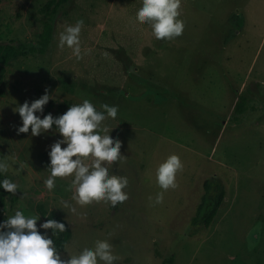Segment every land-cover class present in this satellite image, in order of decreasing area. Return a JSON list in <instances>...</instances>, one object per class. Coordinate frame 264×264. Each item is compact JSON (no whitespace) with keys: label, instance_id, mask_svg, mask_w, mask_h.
<instances>
[{"label":"rangeland","instance_id":"374dc122","mask_svg":"<svg viewBox=\"0 0 264 264\" xmlns=\"http://www.w3.org/2000/svg\"><path fill=\"white\" fill-rule=\"evenodd\" d=\"M46 1L0 0V42H35ZM140 7L141 0H68L44 53L5 58L0 49V162L10 165L1 174L18 185L14 195L0 194V222L16 211L39 216L37 229L48 236L38 205L55 211L71 229L58 251L65 260L108 240L120 258L114 264H169L171 255L172 264H264V0H181L184 30L172 40H157L136 20ZM78 20L80 60L58 47L60 32ZM45 90L50 99L35 113L41 119L85 99L98 112L102 104L117 106L116 118L98 131L112 128L109 136L121 141L126 159L109 174L128 179L126 201L80 206L71 199V176L46 189L48 152L62 137L55 126L18 134L14 111ZM241 96L246 109L236 113ZM173 154L183 168L177 187L165 191L156 169ZM205 182L225 186L207 227L213 188L204 201ZM161 192L163 202L155 203Z\"/></svg>","mask_w":264,"mask_h":264},{"label":"clouds","instance_id":"9594fccd","mask_svg":"<svg viewBox=\"0 0 264 264\" xmlns=\"http://www.w3.org/2000/svg\"><path fill=\"white\" fill-rule=\"evenodd\" d=\"M181 0H141V7L136 13L140 24L148 23L152 34L157 40H172L183 34L184 23L178 19ZM84 21L78 20L75 25H69L59 34L58 47L72 49L77 60L82 59L80 33ZM90 51V50H89ZM50 95L47 90L40 98L30 104L25 101L14 111L19 113L22 125L17 133H28L32 136L48 132L55 126L61 139L50 146L49 177L44 181L47 190L55 187L56 178L73 177L71 188L74 189L71 199L80 206L93 202H107L112 207L128 199L122 191L128 185L126 177L109 174V167L119 160L126 159L121 155V141L109 136L112 129L104 127L101 135L100 125L106 118L115 119L117 106L102 104L103 112H98L87 99L81 104L70 106L63 114L53 117L51 113L41 119L35 113L43 112ZM104 112L107 113V117ZM65 144L66 147H61ZM88 160V163L85 161ZM7 160L0 162V172L9 169ZM180 158L173 154L156 169L158 186L163 190L176 188V173L182 170ZM0 186L15 194L18 185L8 179L0 182ZM151 200V197H149ZM163 202V192L158 193L155 203ZM64 208L75 213L67 201H61ZM39 216L26 217L21 211H16L5 221L0 222V264H114L120 259L113 254L112 245L108 240H97L93 248H84L78 255H69L62 259L51 238L41 234L37 229ZM45 230H52L53 236H59L66 231L65 224L53 219H47L39 225ZM111 235V234H110Z\"/></svg>","mask_w":264,"mask_h":264},{"label":"trees","instance_id":"16d2710c","mask_svg":"<svg viewBox=\"0 0 264 264\" xmlns=\"http://www.w3.org/2000/svg\"><path fill=\"white\" fill-rule=\"evenodd\" d=\"M68 0H47L41 7V12L45 16V20L43 21L42 27L38 33L37 40L27 42V41H18L14 42L13 40L10 41H3L0 42V49L4 51L2 54L5 58H9L11 56L17 54H28V53H44L49 46V43L52 39L53 31H54V19L55 16L60 8L64 3ZM244 96H241V99L238 100L235 104L234 111L236 113H241L246 109V104L244 100ZM3 181L2 174L0 172V182ZM213 188V191L210 194V203L204 209V216L202 219V223L204 227L210 225L211 221L213 220L214 216L216 215L219 206L221 205L223 198L225 196V186L224 184L218 183L214 186L209 182H205L204 189L205 192L203 193L202 199L206 200V193L209 191L210 188ZM6 193L2 186H0V194ZM203 206L202 203L198 205V211H201V207ZM38 209L41 212L43 220L53 219L57 222L64 223L66 231L60 233L59 236H53L52 230L49 229L48 237L51 238L56 246L57 251L62 250L71 236V229L66 222V220L56 213L55 211L44 207L42 204L38 205ZM196 218H194L195 220ZM169 264H172L173 255H171L168 259Z\"/></svg>","mask_w":264,"mask_h":264}]
</instances>
